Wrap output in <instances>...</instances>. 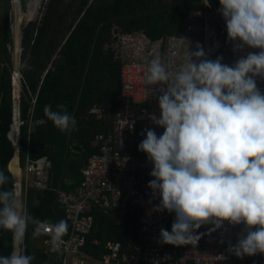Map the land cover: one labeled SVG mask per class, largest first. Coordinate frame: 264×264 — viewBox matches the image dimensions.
Masks as SVG:
<instances>
[{"label": "clouds", "instance_id": "obj_1", "mask_svg": "<svg viewBox=\"0 0 264 264\" xmlns=\"http://www.w3.org/2000/svg\"><path fill=\"white\" fill-rule=\"evenodd\" d=\"M219 3L234 52L259 51L229 66L222 56L207 58L200 44L192 51L180 37L188 52L179 71H171L160 56L151 59L145 79L160 86L161 115L150 119L164 132L158 137L154 129H145L138 150L153 165L148 188L160 200L154 210L175 217L170 232L161 228L159 243L196 246L226 224L243 225L236 244L229 245V252L242 259L264 254V92L257 86V78L264 80V0ZM41 12L24 22L25 28ZM44 115L62 133L77 130L64 104L45 105ZM8 183L0 171V229L12 239L11 253L0 255V264H33L34 255L25 254L29 225L32 239L46 235L53 253L66 250L67 220L36 219L15 188H4ZM209 224L207 233L197 234Z\"/></svg>", "mask_w": 264, "mask_h": 264}, {"label": "trees", "instance_id": "obj_2", "mask_svg": "<svg viewBox=\"0 0 264 264\" xmlns=\"http://www.w3.org/2000/svg\"><path fill=\"white\" fill-rule=\"evenodd\" d=\"M181 1L46 0L42 17L39 19L40 13L24 29L21 73L14 75L9 50L13 44L12 4L10 0H0V171L9 177L4 188L16 189L21 177L15 146L9 138L17 113L21 169L25 168L26 158L36 161L45 157L50 163L47 189L28 190L30 215L51 222L65 219L55 203L57 191L75 190L84 179L83 170L90 159L99 153L94 142L97 135L104 132V126L93 116L89 119V112L95 105H103L107 112L114 114L121 102V62L113 51L116 36L143 33L151 42L179 36L191 13L202 9L201 0ZM21 3L25 10L28 0H21ZM14 4V52L17 56L22 21L18 0ZM36 9L37 3L33 2L27 14L29 21ZM114 19V23L101 29L91 56L98 26ZM48 104L53 109L64 104L75 117L77 130L60 132L44 115V107ZM16 129L15 126L14 131ZM91 217L94 227L89 243L94 239L103 245L114 242L124 250L129 234L132 237L137 234L135 214L118 221L116 213L106 215L95 210ZM32 231L33 226L29 225L25 254L34 255L33 264H56L59 257L47 259L39 249L38 238L32 239ZM11 248V233L0 229V255H10ZM88 253L91 255L90 249ZM255 257H249L247 264H255ZM260 264H264L263 254Z\"/></svg>", "mask_w": 264, "mask_h": 264}, {"label": "built area", "instance_id": "obj_3", "mask_svg": "<svg viewBox=\"0 0 264 264\" xmlns=\"http://www.w3.org/2000/svg\"><path fill=\"white\" fill-rule=\"evenodd\" d=\"M32 1L35 0H30L27 10ZM36 1L38 6L33 18L44 9L46 0ZM201 5L202 9L191 13L179 36L152 43L143 34L139 37L115 35L116 46L122 41L123 48L135 49V58L122 61L121 102L116 112L111 114L102 105H95L90 111V116L105 123L106 130L96 137L94 146L99 153L83 170L84 179L73 191H57L55 203L63 212L69 228V235L63 238L67 242L66 250L53 253L49 237H38L40 251L49 259L59 257L57 264H153V261L159 264H247L248 256L241 259L229 252V245L236 244L243 225L233 227L226 224L224 229L202 236L196 246L175 247L159 243L161 228L170 232L175 217L154 210L160 200L153 198L148 188L153 165L146 154L138 150L140 142L146 138L145 129H154L158 137L164 132L150 119L153 115L157 119L161 115L157 99L160 86L148 85L145 79L151 59L160 56L171 71H179L188 52L187 44L181 43L180 37L188 42L192 51L200 44L207 58L215 60L222 56L223 63L229 66L248 52L259 51L246 48L234 52L225 21L218 12L219 0H201ZM9 50L14 59L12 46ZM13 68V74L18 75L14 64ZM257 86L264 92V80L257 78ZM25 164L24 169L20 167L21 179L16 182L15 190L27 207L29 188L36 191L47 189L50 163L43 157L36 161L26 158ZM95 210L106 215L116 213L118 221H123L119 211L134 213L137 218L135 246L123 250L118 243L109 242L103 246V255H90V248H102L97 240L90 243L88 240L94 227L91 214ZM210 227V224L201 227L197 234L207 233Z\"/></svg>", "mask_w": 264, "mask_h": 264}, {"label": "water", "instance_id": "obj_4", "mask_svg": "<svg viewBox=\"0 0 264 264\" xmlns=\"http://www.w3.org/2000/svg\"><path fill=\"white\" fill-rule=\"evenodd\" d=\"M14 1L15 0H13L12 1V10H11V30H12V39H13V47L15 48V39H14V30H13V28H12V23H13V17H14V9H15V4H14ZM184 1V0H183ZM183 1H181V2H183ZM18 4H19V8H20V14H19V19L22 21V4H21V0H18ZM116 21V19L115 20H112V21H110V22H107V23H104V24H101V25H99L98 26V28H97V31H96V36H95V41H94V43H93V46H92V51H91V56L93 55V52H94V49H95V43H96V41H97V36H98V34L100 33V31H101V29L102 28H104L105 26H107V25H109L110 23H114ZM24 28H25V24H24V26H23V29H22V32H21V36H20V42H19V45H18V49H19V51L17 52L18 53V65H17V68L15 67V70H16V73L17 74H20L21 73V71H20V66H21V54H22V51H21V42H22V37H23V30H24ZM15 58H16V56H15V54H14V62H13V64L15 65ZM89 65H90V63L88 64V70H87V73H86V76H85V79H84V84H85V82H86V79H87V77H88V72H89ZM18 118H19V115H18V113H17V118L15 119V121H14V124H13V126L11 127V132H10V134H9V138H10V140L13 142V144H14V146H15V150H16V154H19V150H20V135H19V122H18ZM16 126V130L17 131H14V127ZM34 199H35V204L37 205L38 204V202H37V196H35L34 197ZM264 255V254H263ZM261 257H262V254H258V255H256V257H255V264H260V261H261Z\"/></svg>", "mask_w": 264, "mask_h": 264}, {"label": "crops", "instance_id": "obj_5", "mask_svg": "<svg viewBox=\"0 0 264 264\" xmlns=\"http://www.w3.org/2000/svg\"><path fill=\"white\" fill-rule=\"evenodd\" d=\"M115 20V19H114ZM184 26V25H183ZM183 29V28H182ZM143 33H135V34H133V35H142ZM162 40V39H161ZM160 40V41H161ZM150 41V40H149ZM160 41H158V42H160ZM151 42V41H150ZM152 43H157V42H152ZM131 58H135V49H132V48H128V47H124L123 48V53H122V60L123 61H126V60H129V59H131ZM118 59V58H117ZM121 62V61H120ZM121 66H122V63H121ZM89 73V72H88ZM86 76V75H85ZM103 106V105H102ZM92 116L93 115H91V118H92ZM93 118H95V116H93ZM89 119H90V112H89ZM95 120H96V118H95ZM97 122H100V124L101 125H103L104 126V131L106 130V126H105V123L104 122H102V121H99V120H97ZM45 158V157H44ZM18 161H19V163H18V165H19V168H20V158H18ZM83 177H84V175H83ZM20 179H21V177L19 178V181H20ZM126 214H128V213H124V212H121V211H119V213H118V215H121V216H123V217H127V216H129L130 214H132V215H134V213H130V214H128V215H126ZM125 234V233H124ZM124 234H122L123 236H124ZM128 238H129V242H128V244H127V246L128 247H131V246H135V244H136V240H137V234H136V236L134 237H132V235L131 234H129V236H128ZM94 240H97L99 243H101L102 244V248H94V249H91L90 248V253H91V255H93L94 257H97V255L98 254H101V255H103L104 254V248H103V243L100 241V240H98V239H94ZM107 243H109V242H107ZM106 243V244H107ZM112 243H114V242H112ZM105 244V245H106ZM38 245H39V243H38ZM39 249H40V247H39ZM43 253V252H42ZM44 255V254H43ZM46 257V256H45ZM54 257H57V256H54ZM47 258V257H46ZM47 259H49V258H47ZM52 259H54V258H52ZM57 260H59V259H57ZM57 264V263H56Z\"/></svg>", "mask_w": 264, "mask_h": 264}, {"label": "rangeland", "instance_id": "obj_6", "mask_svg": "<svg viewBox=\"0 0 264 264\" xmlns=\"http://www.w3.org/2000/svg\"><path fill=\"white\" fill-rule=\"evenodd\" d=\"M11 1V4H12V1L13 0H10ZM30 1V0H29ZM30 3V2H29ZM33 3V1L31 2V4ZM31 4H30V6H31ZM37 6H38V4H37ZM27 7L28 6H26V9H27ZM30 8V7H29ZM25 17H24V15H23V20H22V27H23V25H24V22H26V21H29L28 19H27V14H28V12H29V9L28 10H25ZM42 14H40V16H39V19L42 17V15H43V13H44V9L42 10V12H41ZM12 25H13V23H12ZM12 28H13V26H12ZM136 37H139V36H136ZM14 38H16L15 37V34H14ZM12 53L14 54V49H13V46H12ZM113 51H114V53H115V56H116V59L118 58V60H120L121 61V63H122V53H123V46H122V41H118V44H117V46H116V44H115V46H114V48H113ZM13 70H14V68H13Z\"/></svg>", "mask_w": 264, "mask_h": 264}, {"label": "bare ground", "instance_id": "obj_7", "mask_svg": "<svg viewBox=\"0 0 264 264\" xmlns=\"http://www.w3.org/2000/svg\"><path fill=\"white\" fill-rule=\"evenodd\" d=\"M34 2H36L37 3V1L35 0ZM38 4V3H37ZM13 26V25H12ZM21 29H23V27L21 28ZM15 39V38H14ZM16 56V55H15ZM18 55L16 56V58H15V67L17 68V65H18Z\"/></svg>", "mask_w": 264, "mask_h": 264}]
</instances>
